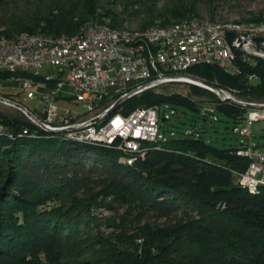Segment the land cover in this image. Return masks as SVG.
<instances>
[{
	"label": "trees",
	"instance_id": "1",
	"mask_svg": "<svg viewBox=\"0 0 264 264\" xmlns=\"http://www.w3.org/2000/svg\"><path fill=\"white\" fill-rule=\"evenodd\" d=\"M98 9L97 0L48 1L43 11L37 6L32 15L5 22L0 37H72L89 22L107 23L97 18ZM195 10L191 4L176 5L170 14L173 22L155 26L189 22ZM116 23L114 18L107 24L114 28ZM147 27L141 24L140 29ZM237 65L236 76L214 65L193 66L185 75L226 90L239 102L264 103V59L246 61L238 55ZM11 77L31 76L0 72L1 80ZM187 87V95L149 90L116 107L114 113L123 115L166 106L175 114L183 108L197 116L189 135L146 143L139 147L146 156L130 164L127 155L46 131L19 111V117L0 114V264H264V187L250 193L236 184L234 173L244 172L250 163L237 155L241 142L237 148H218L203 135L207 124L218 120L216 113L242 124L247 108L222 102L203 88ZM203 103H210L212 112ZM30 111L44 119L41 110ZM87 164L106 167L111 176L99 197L175 222L162 229L135 228L134 236H127L123 226L115 235L100 234L91 214L99 197L81 200L65 194L69 186L61 177ZM81 228L96 233L85 240ZM138 238L143 239L140 254L132 250Z\"/></svg>",
	"mask_w": 264,
	"mask_h": 264
},
{
	"label": "built area",
	"instance_id": "2",
	"mask_svg": "<svg viewBox=\"0 0 264 264\" xmlns=\"http://www.w3.org/2000/svg\"><path fill=\"white\" fill-rule=\"evenodd\" d=\"M250 30L253 37L260 39V45L264 44V28ZM231 38H239L236 51H229ZM198 39H206V46L197 47ZM259 48L251 46V38L229 35V29L199 27L182 35L157 30L142 40L130 42L92 31L90 24L78 43H21L13 48H2L0 69L16 66V73L31 76L11 77L9 80L17 81L22 93L40 100L44 119L39 120L47 127L70 131L89 144L104 148H145L146 143L166 140L159 132V125L163 124L162 118L165 122L170 120L175 111L161 106L137 108L127 115L114 111L107 113L117 101L123 98L126 101L149 90L159 93L168 85H194L208 90L222 102H239L230 92L212 88L185 75V72L197 65H214L225 74L236 76L240 72L237 56L242 55L246 61L264 59L259 56ZM72 65H80L78 74L68 75V68ZM19 66H26V73H19ZM55 73H63V82L43 85V77L52 79ZM59 102L86 103L85 112L64 110L58 106ZM239 103L244 107L251 105L241 128L235 129L243 144L237 153H248L250 163L244 172L234 173L235 182L258 190L264 187V153H257V148L251 145V126L253 122L264 121V103ZM204 110L212 112V109ZM0 131H4L3 125H0ZM190 133V130L186 131L185 135ZM170 136L174 137V133L171 132Z\"/></svg>",
	"mask_w": 264,
	"mask_h": 264
},
{
	"label": "rangeland",
	"instance_id": "3",
	"mask_svg": "<svg viewBox=\"0 0 264 264\" xmlns=\"http://www.w3.org/2000/svg\"><path fill=\"white\" fill-rule=\"evenodd\" d=\"M48 1L53 0H0V30L5 27L8 20H16L22 16L32 15L35 8L39 6L43 11ZM100 9L97 18L112 24L116 18L114 30H135L140 29L141 24L150 27L159 23L173 22L170 14L171 10L179 4H191L195 7V15L187 19L201 22H218L221 24L238 23L245 25H255L257 21L264 18V0H97ZM106 13L108 15H106ZM114 17V18H113ZM192 19V20H191ZM186 20V19H185ZM97 22V21H96ZM100 23V22H99ZM107 23H101L108 25ZM174 24V23H172ZM147 27V28H148ZM146 28V29H147ZM21 36V35H20ZM17 37V36H16ZM64 37V36H63ZM1 39H6L2 36ZM46 71V70H45ZM48 86L49 84L43 83ZM187 85H168L163 87L159 93L181 95L188 94ZM0 96L8 97L29 110L40 111L43 104L37 97H30L21 92L17 81L0 79ZM7 98V99H8ZM86 103H65L59 102L58 106L64 110L72 112H85ZM207 110L212 109L210 103H203ZM0 114L8 117H19L18 111L12 107L0 103ZM216 122L207 124L205 133L206 140L212 142L218 148H237L241 142V137L237 131L229 132L226 128H241V124H233L226 117L215 114ZM196 115L186 109L176 108V114L171 115V121L159 125V132L165 139H171L170 133H174V138L185 137L186 131L191 130L192 120H196ZM85 115L83 119H85ZM251 145L256 147L257 153H264V121L253 122L251 126ZM65 135V134H64ZM130 164V157L128 159ZM127 163V164H128ZM132 163V162H131ZM78 170V169H77ZM73 171V170H71ZM63 174V173H62ZM62 182L69 186L65 194H70L78 199L86 200L99 194L111 183V176L106 167L97 164H87L82 169L74 173L65 172L61 175ZM97 207H92V216L96 219V224L100 227V234L105 237L117 234L118 227L123 226L128 229L124 231L127 236H134V229H162L175 222V218H165L157 215L156 212L142 208H133L126 205L114 203L109 196L99 197ZM49 207L54 203H47ZM194 215V214H193ZM91 227L93 225H90ZM87 235V240L95 235L96 231L88 228H81ZM124 247V246H123ZM143 247V239L135 241L132 250L139 254ZM131 248V247H126ZM96 250V249H95ZM88 258V257H87Z\"/></svg>",
	"mask_w": 264,
	"mask_h": 264
},
{
	"label": "bare ground",
	"instance_id": "4",
	"mask_svg": "<svg viewBox=\"0 0 264 264\" xmlns=\"http://www.w3.org/2000/svg\"><path fill=\"white\" fill-rule=\"evenodd\" d=\"M92 27V31H99V33H107L111 38L116 40H130V42H137L142 40L143 37H146L152 31H164L166 33H174V35H182L183 32L192 31L198 29L199 27H210L215 30H226L229 29V35L234 36H242L243 38H251V46L259 47V56L260 58H264V44L260 45V39L258 37H253V31L250 28H264V19L257 25H245L238 24L234 22L229 24H221L218 22H201V21H189V22H181L176 25H171L167 27H150L147 29H135V30H114L111 29L108 25L99 24L97 22H89L82 31L75 36L72 37H52V36H32V37H17L14 39H2L0 40V49L2 48H13L21 43H34V45H46L49 43H78L82 40V34L87 32V29ZM206 39H198L197 47H205ZM239 47V38H231L229 42V51H236ZM0 72H16V66H7L3 70L0 69ZM19 72L26 73V66H19ZM80 72V65H72L68 68V75H76ZM43 81L46 84L52 86L53 84H60L63 82V73H55L52 75V79L50 77H43ZM0 125H2L0 123ZM52 132H58L61 130L56 128H50ZM54 130V131H53ZM4 131H0L2 133ZM69 138L72 137L76 141L88 143V141H84L82 138H79L70 131H66ZM154 142V141H153ZM96 145V144H93ZM100 146V145H98ZM102 147V146H101ZM108 149L116 150L124 155L130 157V163L133 162L131 159H141L144 156V152L140 151L139 147H121V146H113L107 147ZM237 155L248 158V153L246 152H238ZM242 188L248 190L250 193H255L258 190L255 187L248 185H240Z\"/></svg>",
	"mask_w": 264,
	"mask_h": 264
},
{
	"label": "water",
	"instance_id": "5",
	"mask_svg": "<svg viewBox=\"0 0 264 264\" xmlns=\"http://www.w3.org/2000/svg\"><path fill=\"white\" fill-rule=\"evenodd\" d=\"M212 88H214L213 86H211ZM125 100V98H123V99H120L119 101H117L116 103H115V105L112 107V109L110 110V111H108L107 113H111L112 111H114V109L119 105V104H121L123 101ZM0 101H2V102H5V103H7L9 106H11L12 108H14V109H16L17 111H19L20 113H22L28 120H30L32 123H34L35 125H37L38 127H40V128H42V129H44V130H46V131H52L49 127H47L46 125H44L34 114H32V112L28 109V108H26V107H24V106H22V105H20V104H18V103H15L14 101H12V100H4L3 98H1L0 99ZM233 102L234 103H237V104H239V105H243V104H241V103H239V102H236V101H234L233 100ZM245 107L247 108V109H249L250 107H251V105H248V104H246L245 105ZM161 122L162 123H164L165 122V119H161ZM230 130V132H234L235 131V128L234 127H232V128H230L229 129ZM54 131V130H53ZM58 132H60V131H58ZM62 133H65L66 131H61Z\"/></svg>",
	"mask_w": 264,
	"mask_h": 264
}]
</instances>
